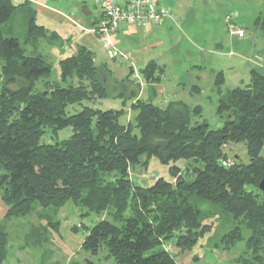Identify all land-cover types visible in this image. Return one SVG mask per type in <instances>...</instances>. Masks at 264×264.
<instances>
[{"label":"trees","instance_id":"16d2710c","mask_svg":"<svg viewBox=\"0 0 264 264\" xmlns=\"http://www.w3.org/2000/svg\"><path fill=\"white\" fill-rule=\"evenodd\" d=\"M31 1L0 0V194L8 207L4 222L28 217L36 206L57 212L73 202L102 218L87 229L84 253L105 252L116 264H180L167 245L181 254L191 252L211 233L206 221L214 218L229 230L216 248L230 251L244 242L242 257L252 252L251 264H264V193L259 188L264 179V74L254 69L247 85L226 91L224 74H218L215 92L222 127L217 129L207 122L192 124L193 114L201 116L199 106L182 101L163 105L141 99L139 91L128 93L125 85L134 81L133 69L125 80H114L108 66L96 64L85 46L61 58L60 77L49 80L53 67L38 41H55L57 36L38 25ZM17 12L24 14L26 40L33 50L5 34V25ZM256 26L264 33V14ZM164 73L156 63L140 70L150 84H159ZM109 99L124 105L96 107ZM127 100L133 101L128 109ZM68 128L72 135L61 140L60 132ZM230 144L246 147L249 165L230 162L224 153ZM225 160L232 165L225 167ZM153 161L168 168V177L136 184L132 172H147ZM203 201L214 212H204L199 207ZM9 243L2 225L0 263L8 256ZM32 244L40 245V238Z\"/></svg>","mask_w":264,"mask_h":264},{"label":"rangeland","instance_id":"374dc122","mask_svg":"<svg viewBox=\"0 0 264 264\" xmlns=\"http://www.w3.org/2000/svg\"><path fill=\"white\" fill-rule=\"evenodd\" d=\"M22 1L23 0H17L18 3H21ZM39 2L45 3L48 5V8H45L44 10L38 8L36 3ZM205 2L208 3L209 0L182 1V6L185 9L184 13L188 17L192 18L191 23L193 20L197 19V25L205 30V34L203 37H200L199 34H191L188 28L184 29V27H181L182 24L179 28L175 26L173 33L169 34L166 39V45L160 49L163 50L164 53H166L168 50L165 60H163L165 62V73L162 80L163 85H175L178 83V81H181L183 84L179 86L180 91H183L184 87L187 88L191 85H195L194 82H196V72L193 71V64L199 63V60L197 59L199 53L197 52L201 50H199L198 46L204 47L203 45H206L207 47V45L215 44L216 41L223 42L224 46H226L225 38H231V36H229L230 33L228 32L229 30L227 27V16L232 14V22L236 25L242 24L247 29L249 38L251 40L254 38L257 32H260L256 28V20L259 16L264 14V0H210L208 8L205 7ZM83 6H86L92 12L94 17H98L100 12L95 5V0L31 1L29 7L32 10L36 9L37 7L39 10L37 14L38 21L46 27L52 29V31L47 29L49 31V36H57V40L55 41H51L49 38V42L46 39H41L38 41V48H40L39 50L47 56L49 63H51L53 67L49 80H58L60 77V69L58 64L59 55L63 50H66L68 55L75 53L77 45H73L72 43L74 40H77L78 34L81 32L80 29H75L76 27H68L70 23L65 21V19L68 20L70 18L67 16H64L65 19L56 17L57 21L51 20V15L55 16L53 13L54 10L52 9L54 8L57 11H62L70 15L73 14L74 16V14H81V11H83ZM197 7L201 8L200 13ZM35 11L37 13V10ZM200 15L203 18L213 17L215 24H202L201 21H199L200 19H198L200 18ZM75 17L77 18L78 16ZM218 19L219 21H217ZM218 28H220V30ZM4 30L6 35H8L7 33L10 32L9 35L17 37L20 40L22 47H25L28 50L34 49L33 45L27 43V26L25 24L24 14L21 12H17L15 14L13 19L7 25H5ZM224 32L227 33L225 34ZM226 35L227 37H225ZM77 43L81 44L79 41ZM70 44H72V46L71 50L69 51V48L67 47ZM105 46L106 45H104V47L101 46L102 48L100 56L101 60L107 62L109 68H120L118 62H122L124 64L126 63L127 59H124V57L121 55L117 56V59L115 58L118 62L112 60L111 54L107 52ZM226 47H230L229 43ZM66 55L67 54L64 56L66 57ZM205 67L208 71L212 69L209 66ZM120 70L121 69L117 71L119 72ZM125 70H127V68L124 66V71ZM122 71L123 70H121V72ZM136 76H139V80L136 78ZM131 79L134 80L131 82L132 84L127 82L125 85L127 88H129L128 93L132 91L138 93V86L143 87L145 86L146 82H144L140 71H134ZM228 86L236 87L231 86L230 84ZM40 87L43 88V83L40 84ZM209 89L211 88H208V90ZM184 92L188 93V90ZM186 103L192 107L199 106L202 109L200 117L193 114L191 118L193 125L207 122L212 129L222 127V120L217 114L218 98L215 93H212V90L208 91L206 95H202L199 99H191L188 97ZM131 104V101L127 100L126 108H130ZM96 107L101 109H121L122 100H101L98 102ZM70 112L74 113L72 109ZM131 117L132 120H134L135 114H131ZM71 135L72 129L68 128L64 131H61L59 137L61 140H65ZM224 153L228 155L229 160L231 159L230 162L240 161L245 165L250 164V157L246 147L243 144H230L224 148ZM261 156L264 157V149L261 152ZM229 160H225L227 161L225 163V167L232 165ZM182 167L184 169L186 166L183 164ZM158 175L162 177H168V168L161 165L157 161H153L152 164H150L147 172H132V177L136 184H139V182L144 183L145 180H148L150 184L152 182L150 179H154ZM0 197L2 199L1 194ZM199 207L204 212H214V208L208 202H201ZM4 219L0 222V226L3 225L6 227V231L10 235V243L8 247V256L6 260L0 264H89V262L93 264H116L113 259L106 258L107 254L105 252L98 256H92L90 254L84 253L81 250L82 243L88 235L87 229L94 227L102 218L96 216L95 214L89 213L87 209L77 206L73 202H68L57 212H54V210L50 209H42L40 206H36L34 211L28 217L17 219L13 218L6 223L4 222ZM206 223L211 226V229L213 228L211 233H209V235H207L204 239H201L191 252L181 254L173 244L167 245L169 249L178 254V261L180 264H251L253 261V256L251 255L252 252L246 257H242L244 255L243 253L245 252L244 242L238 243L230 251L222 250L221 245L216 248L215 245L221 243L222 236L227 234L229 230L225 228V225L224 227H220L219 223L214 218L206 221ZM52 224H55V227H53ZM42 230L46 231L41 233ZM39 238L41 244L37 246L33 245V241L39 240ZM258 254L260 256L264 255H262V253Z\"/></svg>","mask_w":264,"mask_h":264},{"label":"crops","instance_id":"0c3cea01","mask_svg":"<svg viewBox=\"0 0 264 264\" xmlns=\"http://www.w3.org/2000/svg\"><path fill=\"white\" fill-rule=\"evenodd\" d=\"M156 1L162 2L163 4L169 6L172 9L174 15L177 17V20L176 21L169 20L160 26L148 27V28L122 26L116 33L110 35L112 48L116 50L119 55L124 57V59H127L125 63L126 65L122 62H118L116 60L117 58L112 59L115 62H118L120 68L108 67L111 73L113 74L114 78L118 81L125 80L128 77L131 68L133 69V71L139 72L141 69H144L146 66H148L151 63H156L159 66L164 67L165 62L163 60H165L168 50L166 53H164V51L160 49L166 45V39L169 34L173 33L175 26L179 28L182 24L181 27H184V29L188 28L191 34L196 33L199 34L200 37H203L205 34V30H203L199 25H197L196 23L197 19L193 20V22L191 23L192 18L188 17L184 13L185 9L182 6L183 0H156ZM209 2L208 3L205 2L206 8H208ZM36 5H38V8L43 10L45 8H48L47 7L48 5H46L43 2L36 3ZM38 8L36 7L35 9L37 10V14L39 11ZM197 8L200 13L201 8L200 7ZM52 10H54L53 13L55 16L51 15L52 17L51 20L57 21L56 17H61L62 19H65L64 16H67L72 20L71 21L70 19L68 20L65 19V21H68L70 23L68 27H76L75 29L77 28L80 29L81 32H79L77 40H74L72 44L77 46L81 45L87 47L89 50H91L94 53L96 64L107 65V62L101 60V56H100L101 48H102L101 46L104 47L105 43L102 42L99 36L93 32L96 24L99 22L101 18V14L99 13L98 17L96 16L94 17L92 12L86 6H83L82 9L83 11H81V14H77V15L74 14V16L73 14L70 15L62 11H57L54 8ZM201 15L200 18L198 19H200L199 21H201L202 24L203 23L215 24L214 23L215 20H213V17L203 18ZM75 16L78 17L76 18ZM217 21H219V19ZM37 23L38 25L44 26L46 29L52 31V29L41 24L38 21V18H37ZM237 26L243 28L246 33L243 38L240 37L233 38L229 34L231 38L228 37L229 40L227 38L225 39H226V46L229 43L230 47L224 46V43L220 41H216V43L213 45L211 44L207 45V47L206 45H203L204 47L198 46L199 50H201L202 52L201 51L197 52L199 53V55L197 56L199 63L193 64V69H194L193 71L196 72V78H195L196 82H194L195 85H191L187 88L184 87V90L181 88L183 91H180L179 86L183 84L181 83V81H178V83L175 85H163L162 84V80L164 78L163 76L159 84L145 83V86L141 87L140 89L137 87L139 89L138 97L144 100H153L156 103L167 105L174 101L177 102L182 101L186 103L188 97H190L191 99H196V98L199 99L202 95H206L208 91L212 90V93H215L217 98H219L217 93L215 92V83L219 73L223 72L224 74V79H225L224 87H226L224 88L225 90H232L237 87L247 85L250 82L251 71L254 69L264 74L263 69L249 62L251 59H253L254 57L253 55L255 54L264 55V33L256 26V28L260 32H257L254 38L251 40L249 38L247 29L242 24H238ZM218 29L220 30V28ZM224 33L226 34L227 32ZM225 37H227V35ZM78 41L81 42V44L77 43ZM72 44H70L67 47L69 48V51L71 50ZM107 52L109 53L108 49ZM65 54H67L66 57L69 56L66 50L61 51L58 61L61 58L65 57L64 56ZM124 66L127 68V70L125 71H124ZM205 66H209L212 69L208 71ZM119 69L123 70L124 72L123 71L121 72V70L118 72L117 70ZM227 84L236 87H229ZM208 88L211 89L208 90ZM186 90H188V93L184 92ZM131 103H133V101H131ZM7 211L8 209L0 197V222L3 221V219L5 218ZM177 260H179V258Z\"/></svg>","mask_w":264,"mask_h":264},{"label":"built area","instance_id":"2783aa9c","mask_svg":"<svg viewBox=\"0 0 264 264\" xmlns=\"http://www.w3.org/2000/svg\"><path fill=\"white\" fill-rule=\"evenodd\" d=\"M95 5L101 18L93 32L105 43L111 58H116L119 54L111 46L110 35L116 33L120 27L148 28L160 26L169 20H177L169 6L156 0H95ZM226 18L230 35L243 38L245 30L232 22V14ZM250 62L264 70V55L255 54ZM136 78L139 80V76Z\"/></svg>","mask_w":264,"mask_h":264},{"label":"water","instance_id":"95a60500","mask_svg":"<svg viewBox=\"0 0 264 264\" xmlns=\"http://www.w3.org/2000/svg\"><path fill=\"white\" fill-rule=\"evenodd\" d=\"M146 182H144V184H145ZM259 188H260V190L264 193V179L260 182V184H259Z\"/></svg>","mask_w":264,"mask_h":264}]
</instances>
